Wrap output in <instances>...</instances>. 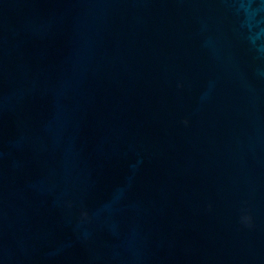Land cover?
<instances>
[{
    "label": "water",
    "instance_id": "water-1",
    "mask_svg": "<svg viewBox=\"0 0 264 264\" xmlns=\"http://www.w3.org/2000/svg\"><path fill=\"white\" fill-rule=\"evenodd\" d=\"M0 264H264V0H0Z\"/></svg>",
    "mask_w": 264,
    "mask_h": 264
}]
</instances>
